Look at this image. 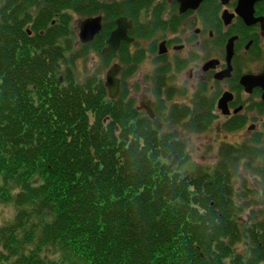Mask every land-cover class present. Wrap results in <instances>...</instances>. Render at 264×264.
<instances>
[{"label":"trees","instance_id":"16d2710c","mask_svg":"<svg viewBox=\"0 0 264 264\" xmlns=\"http://www.w3.org/2000/svg\"><path fill=\"white\" fill-rule=\"evenodd\" d=\"M110 3L0 0V203L15 213L0 226V264H264V226L235 220L225 169L176 171L161 160L187 156L176 141L130 121L103 79L78 80L76 59L111 55L99 37L74 49L68 11L127 9Z\"/></svg>","mask_w":264,"mask_h":264},{"label":"flooded vegetation","instance_id":"af4514ba","mask_svg":"<svg viewBox=\"0 0 264 264\" xmlns=\"http://www.w3.org/2000/svg\"><path fill=\"white\" fill-rule=\"evenodd\" d=\"M133 1L111 2L114 8L127 4L113 18L104 10L97 14L102 16V27L95 38L104 41L101 52L111 55L110 67H119V92L113 100L135 109L130 121L146 119L160 137L179 141L184 154L189 153L188 147L171 126L180 127V134L186 130L219 135L225 143L219 155L222 167L233 151L260 158L256 170L262 175L264 0H256L252 10L241 7L239 0H200L188 5L181 0L136 5ZM121 17L126 18L128 38L121 40L118 49L104 53ZM168 157L181 161L178 155Z\"/></svg>","mask_w":264,"mask_h":264},{"label":"rangeland","instance_id":"374dc122","mask_svg":"<svg viewBox=\"0 0 264 264\" xmlns=\"http://www.w3.org/2000/svg\"><path fill=\"white\" fill-rule=\"evenodd\" d=\"M97 1L102 4L105 2L110 3L114 0ZM30 9L32 12L37 11L34 8ZM68 12L71 15L70 21H68L67 24L68 30L70 32L68 34L73 39L74 49H80V46L82 45L79 39L78 29L80 21L86 17L95 16L99 14V12L93 15H85L77 13L73 10H69ZM53 23H55V20ZM25 28L30 34L32 33L29 25H26ZM110 66L111 64H106V60L102 57L101 53L92 49L89 52L88 57L80 56L78 59H76L75 66L73 65V70L74 73H76L78 80L81 81L91 76H97L98 78L104 80L106 77V72ZM60 77L63 79V75ZM171 127L172 130H169L177 134V137H183L190 155L185 156L184 159L182 158L180 162L178 159L172 157H162L161 160L163 162L165 160L167 162L169 161V163L174 166L176 171L178 170V172H181L183 175L198 176L202 173L210 172V174H212L213 172L217 173L216 171L220 172L225 169V171H227L228 175L230 176L231 184L236 190L234 194L237 193V196H235V202L239 207L235 210V220L239 222V225L241 223L243 227L246 226L245 228H249L250 230L255 228L258 232H260L258 227L263 228L264 226V171L262 172L263 174L260 175V173L256 170V165L261 164L260 158L254 160L253 156H244V154L237 155L231 151V160L227 161L225 167H222V160L219 155L221 149L224 148L225 143L219 140L221 139L219 138V135L213 137V134L210 132L190 133L186 130L180 134L178 129L180 127H177V125H173ZM229 139L231 142L236 144V141L234 142L233 137H230ZM247 141L249 140L244 142ZM241 144H243V142ZM177 161L179 164H177ZM245 161H247V165L242 163ZM262 169L264 170V165ZM211 179L212 177H208L207 181H210ZM245 180L248 183V186L246 187L244 186ZM14 215L15 213L13 205L0 203V226H3L5 223L13 220ZM243 232L246 231L244 230ZM248 247L249 246L246 245L245 241L238 242L235 245V252L247 255L249 254ZM227 264H230L228 260Z\"/></svg>","mask_w":264,"mask_h":264},{"label":"water","instance_id":"95a60500","mask_svg":"<svg viewBox=\"0 0 264 264\" xmlns=\"http://www.w3.org/2000/svg\"><path fill=\"white\" fill-rule=\"evenodd\" d=\"M200 0H181L180 2L183 5L197 3ZM256 0H239V5L241 7H250V10L253 9V4ZM102 16H89L84 18L79 23V39L82 43H88L94 40L97 33H99L102 24H101ZM126 18L121 17L118 19V28L112 32L110 37L107 40V45L104 47L103 52L107 53L112 50H116L119 48L120 42L124 38H128L126 31L127 27L124 23ZM119 67L117 65H113L110 67L106 74L105 86L108 89V94L111 99H114L119 92V79L116 77L118 73ZM62 79V77H61ZM213 182V181H212Z\"/></svg>","mask_w":264,"mask_h":264},{"label":"bare ground","instance_id":"6f19581e","mask_svg":"<svg viewBox=\"0 0 264 264\" xmlns=\"http://www.w3.org/2000/svg\"><path fill=\"white\" fill-rule=\"evenodd\" d=\"M82 43V42H81ZM82 44H85V43H82ZM62 80V79H61ZM178 149H180V148H178ZM186 155H189V153H185ZM222 166V165H221ZM224 166V165H223ZM225 167V166H224ZM213 168H216V167H213ZM208 182V181H207ZM212 184H214L215 183V180L213 181V182H211Z\"/></svg>","mask_w":264,"mask_h":264}]
</instances>
